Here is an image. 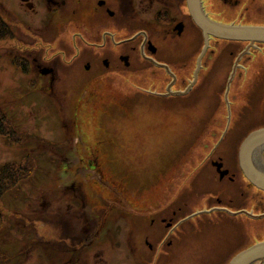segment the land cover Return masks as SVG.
<instances>
[{
	"label": "rangeland",
	"instance_id": "374dc122",
	"mask_svg": "<svg viewBox=\"0 0 264 264\" xmlns=\"http://www.w3.org/2000/svg\"><path fill=\"white\" fill-rule=\"evenodd\" d=\"M202 1L207 10L212 6L215 21L264 27V0H243V17L240 9H230L220 0ZM12 11L0 8L13 30V35L0 40V119L8 122L0 131V168L14 163L30 173L15 191L0 198L4 223L16 228L13 232L7 228L5 241L0 240V264H77L79 258L85 264H185L161 259L167 230L161 228L159 216L188 200L191 192L202 193L194 181L206 154L201 146L222 145L223 153L234 145L226 157L228 165L239 172L237 144L264 126V44L250 48L238 62L229 85L231 119L222 102L223 110H213L211 122L163 120L128 104L132 101L127 98L138 97L131 94L136 92L131 79L141 78L135 73H110L102 68L106 73L96 83L99 70L87 71L78 63L70 70H58L52 84L51 76L41 75L31 61L25 71L20 65L30 56L18 53L17 39L25 45L33 39L23 35L26 29L14 28ZM214 40L206 57L208 65L214 66L210 78L214 94L223 95L235 62L248 44ZM155 43L164 50L160 53L169 49L164 42ZM202 46L198 38L197 56ZM72 53L67 55L69 60L76 54ZM156 81L157 76L149 78L150 83ZM140 96L144 99L140 94L137 103ZM128 114L136 117L128 121L124 118ZM200 172L203 176L206 169ZM210 173L212 178L200 183L214 194L221 185L214 171ZM227 192L231 195V190ZM259 199L263 203L257 208ZM192 202L187 205L194 209L205 205ZM248 209L254 215L264 214V195L251 201ZM243 219L245 247L264 240V219ZM210 230L213 233L216 228ZM230 235L226 228L220 239L228 242ZM57 241L61 249L54 246ZM210 242L217 243L213 238ZM25 248L29 253H22Z\"/></svg>",
	"mask_w": 264,
	"mask_h": 264
},
{
	"label": "flooded vegetation",
	"instance_id": "af4514ba",
	"mask_svg": "<svg viewBox=\"0 0 264 264\" xmlns=\"http://www.w3.org/2000/svg\"><path fill=\"white\" fill-rule=\"evenodd\" d=\"M220 1L230 9H240V15H243V0ZM200 2L203 13L215 21L212 6H208L210 10H207L203 1ZM0 8L14 9L11 14L14 28L26 29L27 33L23 35L33 39H29L28 45L21 38L17 39L18 53L30 56L29 61L21 62L22 68L29 70L31 61V66L41 75L51 76L52 84L54 75L60 73L58 70H70L78 63V67L83 66L87 71L99 70L94 79L96 83H99L102 73H106L101 71L102 68L110 73L123 74L126 71L141 76L138 80L131 79L136 90L131 94L138 97L144 95V99L140 96L138 103L135 96L126 100L132 101L128 104L144 110V115L152 114L163 120L176 117L211 122L212 111L223 110L224 102L227 119H231L228 98L232 80L227 82L223 95L219 92L214 94L210 79L214 66L208 65L210 60L206 57L209 48L199 64L205 38L192 17L187 0H0ZM198 38L203 41V46L197 56L195 42ZM212 40L210 37L209 46ZM157 41L164 42L169 49L160 53L162 48L155 43ZM73 51L76 54L69 60L67 55L73 54ZM38 57L45 61V65L40 63ZM144 62L148 64L144 65ZM154 76H157L155 84L149 82V78ZM215 96L217 100H214ZM135 117V114L124 116L128 121ZM210 127L212 123L208 124ZM240 143L236 147L239 172L228 165L229 158L226 157L228 152L233 151L234 145H228L224 154L221 152L222 145L214 149L201 146L206 152L202 156L201 169H206V174L200 176V169L194 181H198V190H202V193L191 192L188 200L178 201V206L173 210L158 215L161 217V228L167 230L162 238L164 256L161 259L169 263L177 259L185 264H226L245 248L247 229L243 217L253 221L264 219V216L253 218L261 215L248 211L250 202H255L258 195H264V191L244 177L239 166ZM182 154L177 158L181 159ZM212 170L217 175L214 179L221 185L214 194L206 190L208 186H201L203 183H200L212 178ZM224 170L229 173L221 178L220 172ZM227 190L229 193L231 190V195ZM201 201L205 203L203 208L194 209L187 205ZM262 203L263 200L259 199L255 206L260 208ZM211 228H216V231L212 233ZM226 228L231 233L228 242L221 240L225 237ZM211 238L217 243L211 244ZM229 245L235 247L230 248ZM84 260L79 258L77 264H85Z\"/></svg>",
	"mask_w": 264,
	"mask_h": 264
},
{
	"label": "water",
	"instance_id": "95a60500",
	"mask_svg": "<svg viewBox=\"0 0 264 264\" xmlns=\"http://www.w3.org/2000/svg\"><path fill=\"white\" fill-rule=\"evenodd\" d=\"M187 2L192 17L196 25L203 31L205 38L199 64L209 48L210 37L217 41L248 44L235 62L230 78L232 80L243 54L249 53L250 48H256L257 45L264 44V27L219 23L209 19L203 13L200 0H187ZM238 156L239 166L244 177L255 187L264 191V127L254 130L244 139ZM218 168L221 167L218 166ZM228 173V170L221 171L220 177L224 178ZM255 217L258 218V216ZM228 264H264V241L239 252Z\"/></svg>",
	"mask_w": 264,
	"mask_h": 264
},
{
	"label": "trees",
	"instance_id": "16d2710c",
	"mask_svg": "<svg viewBox=\"0 0 264 264\" xmlns=\"http://www.w3.org/2000/svg\"><path fill=\"white\" fill-rule=\"evenodd\" d=\"M11 35H13V30L10 28L9 24L5 21V19L0 15V40H3L7 37H10ZM229 44H233V42H229ZM25 71H27V69ZM3 116L6 117L5 115H3ZM5 122H7L5 119H2V120L0 119V131L2 130L1 127H5V125H4ZM262 127H264V126H262ZM262 127H260V128H262ZM253 131H250V132H253ZM0 135H1V132H0ZM70 153H72V154H74V156H76L74 150H71ZM76 162H77L76 158L72 160V164H75ZM28 173H30L29 170L22 169L21 167L15 165L14 163L13 164L7 163V164L3 165L0 168V198L5 196L7 193H11V192L15 191V189H17L19 187L18 184L25 180V177H27ZM62 188H63V186H62ZM3 220H4V216L0 212V240L2 239V241L4 242L6 229L8 228L7 232H11V231L13 232V230L16 228H15V225L13 223H4ZM13 222L15 223L16 221H13ZM61 222L62 223L63 222L68 223L67 221H63V220ZM32 231H33V229H32ZM34 234H35L36 239L39 240L36 230H35ZM57 242L59 244L55 243L54 246L58 247V249H61V247L63 246L62 243H60L61 241H57ZM30 246H32V244L29 245V247ZM245 248H247V247H245ZM245 248H243V249H245ZM21 251H22V253L23 252L29 253V248H25Z\"/></svg>",
	"mask_w": 264,
	"mask_h": 264
}]
</instances>
